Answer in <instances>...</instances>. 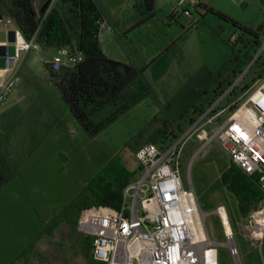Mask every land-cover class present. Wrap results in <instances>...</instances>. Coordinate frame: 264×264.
Segmentation results:
<instances>
[{
	"label": "trees",
	"instance_id": "1",
	"mask_svg": "<svg viewBox=\"0 0 264 264\" xmlns=\"http://www.w3.org/2000/svg\"><path fill=\"white\" fill-rule=\"evenodd\" d=\"M129 1L130 9L115 18L110 9L122 0H50L45 8L46 1L37 8L35 0H0V15L10 20L26 41L37 43L42 54L66 48L81 55L73 67L50 70V87L61 103L54 105L41 99L44 92L38 89V96L25 113L29 146L20 162L6 156L7 136L0 134V217L5 226L9 213L11 225L12 212L18 208L16 219H21L23 211L26 220L25 230L11 236L16 246L2 254L5 258L0 264H29L37 257L34 250L38 244L64 226L69 236L81 238L87 264H99L89 256L90 239L76 232L77 219L81 211L92 207L119 209L122 190L131 183L133 174L94 138L150 98L157 112L140 129L135 148L147 143L164 145L182 130L180 125L174 129V122L187 116V121L191 119L202 107L198 101L221 74L222 68L212 72L202 65L198 71L183 75L184 82L173 95L159 97L145 72L163 53L183 59L169 33L173 14L159 19L153 0ZM101 23L110 31L125 63L103 53L98 40ZM136 30L139 35L134 41L131 35ZM221 84L217 83L213 93ZM43 110L50 115L44 124L40 122ZM72 121L77 126L75 133L67 128ZM35 156L40 159L37 170ZM220 182L234 196L242 219L263 196L255 179L233 165L221 173ZM64 247L58 244L60 251ZM260 253L264 259V233Z\"/></svg>",
	"mask_w": 264,
	"mask_h": 264
},
{
	"label": "rangeland",
	"instance_id": "2",
	"mask_svg": "<svg viewBox=\"0 0 264 264\" xmlns=\"http://www.w3.org/2000/svg\"><path fill=\"white\" fill-rule=\"evenodd\" d=\"M197 6L188 17L177 6V0H153L154 11L159 19L170 20L169 33L177 41L183 59L176 60L172 54L163 53L155 57L145 72L147 80L162 99L173 95L183 84L185 73H194L205 65L210 71L216 72L222 68L217 82L209 88V92L200 98L197 105L204 107L212 97L217 83L225 86L234 75L243 72L264 40V0H195ZM41 0H35L38 8ZM131 2L122 0L110 13L117 18L130 9ZM4 21V18H3ZM3 21L0 29L5 30ZM11 29L12 25H7ZM251 31L253 34L248 33ZM7 31V30H6ZM214 32L217 34L215 35ZM139 30L132 33L131 38L136 41ZM101 49L107 58L125 63L126 59L113 39L108 28L101 27L98 32ZM256 40V41H255ZM50 54L30 53L25 61V69L36 79L27 80L23 72L12 87L10 94L0 104V134L7 136L5 154L8 158L20 162L26 155L29 146L27 120L25 113L30 109L40 91L41 99L50 100L54 105L61 103L58 93L46 84L42 74H46L43 59ZM264 55L249 71L241 82L240 87L229 99V103L241 97L243 93L251 91L263 72ZM47 78L49 75L47 74ZM220 88L216 91L218 92ZM157 112V108L150 98L144 99L132 107L125 115L118 118L106 129L101 131L94 142L117 155L120 164L125 170L133 174L132 180L138 176V164L134 158L135 142L138 133L144 124ZM226 114L223 116V118ZM189 117V116H187ZM187 117L176 120L182 129L186 127ZM50 115L46 110L40 113V122L47 123ZM75 122L67 128L75 133ZM74 133H72L74 135ZM203 143L195 139L189 140L182 148L179 177L184 188L191 187L202 213H205L204 225L206 233L217 252V264H233L229 256L222 228L218 217L213 213L217 205H223L234 243L238 250L241 264H264L261 253L251 246L245 239L242 226L243 219L237 210L234 196L221 185L220 175L228 165V159L216 141H210L202 149ZM36 170L40 159H33ZM33 174V173H32ZM36 176V175H34ZM7 212V210H6ZM252 212V211H251ZM13 224L9 213L4 221L0 217V261L12 251L15 242L12 235L17 236L25 230V215L20 211L21 219H16L18 208L12 212ZM76 226V225H75ZM66 226L58 229L50 238L44 239L34 250L37 257H33L29 264H87L81 252V238L67 234ZM81 236V235H80ZM82 237V236H81ZM64 244L62 251L58 244ZM91 251V249H90ZM91 252L89 253V256Z\"/></svg>",
	"mask_w": 264,
	"mask_h": 264
},
{
	"label": "built area",
	"instance_id": "3",
	"mask_svg": "<svg viewBox=\"0 0 264 264\" xmlns=\"http://www.w3.org/2000/svg\"><path fill=\"white\" fill-rule=\"evenodd\" d=\"M182 13L190 17L195 0H177ZM3 19L1 20V22ZM3 27L12 24L4 19ZM101 27H106L104 23ZM8 53L3 45V67L0 80V104L18 80L15 66L22 54L41 50L33 40L26 41L15 27ZM264 55V40L246 69L233 76L215 91L186 127L164 145L143 144L134 151L138 176L126 185L120 207H92L81 211L76 232L90 239L91 258L99 264H217L214 243L206 233L204 219L192 188H184L179 177L181 151L185 143L195 139L202 149L216 141L226 154L228 165L253 177L263 196L257 207L243 218L244 237L260 254L264 233V68L257 85L235 101L229 99L240 87L252 67ZM81 60L79 53L66 48L54 52L47 62L50 70L73 67ZM226 116L223 118V116ZM213 213L218 217L229 256L233 264H241L223 205ZM228 227V228H227ZM258 227V231H256Z\"/></svg>",
	"mask_w": 264,
	"mask_h": 264
},
{
	"label": "crops",
	"instance_id": "4",
	"mask_svg": "<svg viewBox=\"0 0 264 264\" xmlns=\"http://www.w3.org/2000/svg\"><path fill=\"white\" fill-rule=\"evenodd\" d=\"M46 0H41V4L42 3H44ZM40 4V5H41ZM12 25V27H11V29H13L14 28V26H13V24H11ZM11 29H7V31H6V29L5 30H1L0 29V80H4V79H6V76L5 75H3L2 73H1V69H2V67H3V52H4V50H3V45L4 44H7L8 45V53L9 54H12L13 53V48H12V46L10 45V42H8L7 41V38H8V34H9V32L11 31ZM110 32V31H109ZM30 53H33V52H29V53H23L22 54V57H21V60H20V62H19V64L18 65H16L15 66V68H16V75H17V78L19 79V77L18 76H20V73L21 72H23V74H24V77L27 79V80H31L32 82H34V80L36 79L34 76H32L26 69H25V64H26V60L29 58V55H30ZM40 53H42L41 51L38 53V54H40ZM37 54V55H38ZM46 55L47 54H50V57L49 58H45V59H43V63H44V67H45V71H46V74H42V78H43V80L45 81V83L46 84H48V85H50V68H49V66L45 63V62H47V60H49L50 58H51V56L54 54V52L53 51H49V52H47V53H45ZM106 56V55H105ZM47 74L49 75V78H47ZM18 81V80H17Z\"/></svg>",
	"mask_w": 264,
	"mask_h": 264
},
{
	"label": "water",
	"instance_id": "5",
	"mask_svg": "<svg viewBox=\"0 0 264 264\" xmlns=\"http://www.w3.org/2000/svg\"><path fill=\"white\" fill-rule=\"evenodd\" d=\"M49 2H50V0H46L45 5H44L43 8H45V6H46ZM2 19H3V17L0 15V21H1ZM7 41L10 42V43L13 41V32H9V34H8V38H7Z\"/></svg>",
	"mask_w": 264,
	"mask_h": 264
},
{
	"label": "bare ground",
	"instance_id": "6",
	"mask_svg": "<svg viewBox=\"0 0 264 264\" xmlns=\"http://www.w3.org/2000/svg\"><path fill=\"white\" fill-rule=\"evenodd\" d=\"M227 228H228V227H227ZM257 229H258V227H256V231H258Z\"/></svg>",
	"mask_w": 264,
	"mask_h": 264
}]
</instances>
